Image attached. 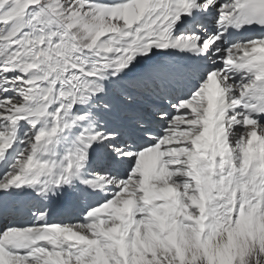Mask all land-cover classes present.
Instances as JSON below:
<instances>
[{
    "label": "snow or ice",
    "instance_id": "6c2138e0",
    "mask_svg": "<svg viewBox=\"0 0 264 264\" xmlns=\"http://www.w3.org/2000/svg\"><path fill=\"white\" fill-rule=\"evenodd\" d=\"M0 264H264V0H0Z\"/></svg>",
    "mask_w": 264,
    "mask_h": 264
}]
</instances>
